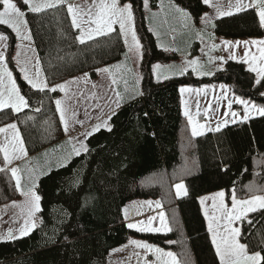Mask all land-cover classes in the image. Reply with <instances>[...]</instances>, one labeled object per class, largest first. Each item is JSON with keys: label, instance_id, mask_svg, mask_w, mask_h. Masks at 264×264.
Segmentation results:
<instances>
[{"label": "trees", "instance_id": "1", "mask_svg": "<svg viewBox=\"0 0 264 264\" xmlns=\"http://www.w3.org/2000/svg\"><path fill=\"white\" fill-rule=\"evenodd\" d=\"M25 12V20L48 86L81 74L96 79L98 71L122 59L125 44L114 28L81 44L66 3ZM145 0H119L132 8L140 41L142 82L140 94L125 100L100 128L85 140L86 151L69 157L38 178L41 197L35 228L27 235L0 241V264H107L109 252L141 239L172 251L177 264H219L200 205V198L224 191L226 203L235 196H264V114L193 137L184 114L180 86L230 85L234 95L264 109V79L259 84L243 62L226 60L211 76L192 72L155 81L152 66L177 57L158 48L143 10ZM157 8L160 0H148ZM198 21L207 11L204 0H170ZM2 5H0L1 10ZM213 32L225 38L264 37L254 9L220 16ZM8 37L7 62L27 107L0 110V127L14 123L29 155L62 142L64 131L55 99L60 92L33 89L12 63L15 37ZM177 33H181L177 30ZM193 41V40H192ZM198 44L192 53H197ZM4 159L0 152V164ZM183 181L188 195L175 198L171 185ZM19 191L8 169L0 171V205L15 201ZM159 200L168 225L166 232H138L127 226L123 208L132 200ZM240 243L264 258V210L240 222ZM264 264V259L261 260Z\"/></svg>", "mask_w": 264, "mask_h": 264}, {"label": "rangeland", "instance_id": "2", "mask_svg": "<svg viewBox=\"0 0 264 264\" xmlns=\"http://www.w3.org/2000/svg\"><path fill=\"white\" fill-rule=\"evenodd\" d=\"M251 1H254L257 4V6H260L259 11L264 10V0H235L232 1L231 3L228 0L227 2L225 0H223L222 2H220L219 0H211V4L213 6H209V4H207L208 6L207 11L199 18L198 21H195L187 10L179 6H176L170 0H160L157 8H152L148 0H147V7H145V1H144L143 10H144L147 26L154 34L158 48L162 50H166L168 52H175L177 54V57L175 59H172L168 62L154 63V65L157 64L160 65V68L157 69L156 72H153L154 65L152 66V75L154 80L163 81L172 77L181 76L188 71L192 72L196 78L211 76L214 72L221 70L223 68L226 60L243 62L247 66V68H250V66L251 67L264 66V60L260 59L259 48L257 45L251 43V41H253L252 39L225 38L223 36L216 35L212 29L214 20H216L220 16H225V14H227L228 12L232 13L237 11L238 4L246 5V2L250 4ZM13 2L17 4L18 8H20V10L24 13V16L22 18H19L22 22L18 23L17 25L20 31L19 36L17 35L16 31H14L11 27L5 25L6 27L9 28V30L12 32V34L15 37L13 53H12V63L15 66L16 71H18V73L22 77V79H24V75H25V72L22 71V69H24L27 72L28 76L33 79L37 78V71H38L39 72L38 79L40 81L46 82L40 66V62L39 64H37V61L39 60L34 45L32 43V40L23 38L25 36H30L27 23L24 22L26 21L25 12L20 7L17 1L13 0ZM105 2L110 4L112 0H105ZM33 3L34 4L52 3L54 6H56L60 3H65V0H59V2L58 0H33ZM81 3L82 2L78 0L76 3L71 4V6L74 7L75 5L80 4V6L85 10L84 12H82L83 15L86 16V19L84 20L85 23L86 21L89 20L90 17L94 18L96 16L98 12V5L100 3V0H97V3L93 1V5L90 0H88L86 3H82V4ZM118 5L123 7L124 5H129V3L119 4V0H118ZM26 7L28 11H30L27 5ZM177 8L183 10V12H186L188 14V17L183 18L181 14L176 11ZM2 10H3V6L1 7L0 11ZM218 11L223 12L225 14L218 15ZM205 17H207L210 23L206 24L204 22ZM117 24L119 26V23ZM81 27L84 28L85 31H87L89 27L94 28L95 25L94 24L90 25L89 23L86 22V24L81 25ZM132 27L134 28L133 21H132ZM177 30H180L181 33H177L176 36H174ZM79 34H80V29H79ZM121 35L125 44V36L122 33ZM0 36L5 37L4 39H0V53H3L5 57V64L7 66V69L8 71L11 72L12 80L15 82L16 87L19 89L17 81L15 79V75L7 62L6 55H7L8 37L6 34L2 32H0ZM261 39L264 40V37ZM127 40L128 43L125 44V51L128 54L125 53V55L122 57L121 60L103 67L105 69H108V71H105L106 75H109L112 78V80L113 79L116 80L115 84L112 83L113 89L117 93H119L120 90L124 92L123 97L125 99L121 100L122 102L137 97L140 94L141 82H142L141 45L139 50H137L132 44L130 34L128 35ZM245 42H248L247 46L245 45ZM195 43L198 44V48H197V53L194 54L192 53V50H193V45ZM253 50H254V54L252 55ZM255 55L259 56L258 61H256V59L253 60V57H255ZM192 61H196V63L193 64L191 63ZM252 72L254 73L257 79L258 78L257 73L254 71ZM77 77H80V75H78ZM3 79H4L3 95H5L6 92L9 95V92L12 87L11 82H9L7 76H4ZM26 83L28 82L26 81ZM105 85H107V83L102 75L100 77V81L97 84H92V83L88 84L80 81L77 82L76 84L69 85L70 86L69 92L65 96L61 97L60 100L61 106L70 116H72L71 111L73 108L74 96L76 94H81L86 97L85 100L86 103H89L93 109L99 107L104 103L105 99L109 95V93L103 90L102 88ZM47 87L52 88V86H48V84ZM181 88L189 89V91H185L184 93H181L180 91L183 112L185 113V111H187L198 126L199 125L203 126L202 130L204 134L207 132H216L215 129L217 128V126H219L221 130L225 126L240 122H246L251 118L262 115L261 112L259 111L260 109H263L262 107L256 105L250 100L234 95L231 91L230 85L228 84L212 83L205 86H192L186 84L180 86L179 90ZM225 88L227 90H225ZM239 100L244 101V103L237 102ZM10 104L11 102L6 104V107H8ZM229 104H231V108H229ZM92 108H90L91 113L88 116L83 117L82 118L83 120L89 118L90 116L91 119L97 116V114L93 111ZM233 113H235V115H233ZM245 117L247 118L245 119ZM190 126L192 127L191 124ZM102 127L105 129L110 128L109 124L107 123L100 125L98 128H102ZM93 130L94 129H92L90 132L92 133L95 132ZM85 148H86L85 141L81 142V147L79 151L82 150L85 152L84 150ZM64 151H68V150L65 149ZM40 157L45 158V156L40 155L30 161H26V162L21 161L19 164L22 165L17 168H19L20 171L24 173L25 171L24 168L26 165H29L32 168L37 164H41L42 158ZM53 158L59 160L58 161L59 166L65 165L66 162L69 160L66 159L64 154L61 153L58 154V158H56V154L53 156ZM32 169L35 170V172H38L36 168L33 167ZM48 171L49 170H47L46 173ZM33 172L34 171H31V173ZM28 174L30 173L27 172V175ZM31 181L32 183L34 182V185L36 184L35 177ZM180 183L184 184V182L181 181L171 185V190L176 199L183 197V196L178 197L176 193L175 185ZM21 188L23 191L27 190L23 185H21ZM35 188L36 185L33 189V191H35L36 193ZM217 192L207 194L203 198L206 197L208 198L207 210L211 211L212 215L214 214L220 216V213L212 208L213 202L211 200V197L214 196ZM255 196H259V195H254L246 199H240L237 197L236 198L238 200H249ZM20 197L21 194L19 192V198ZM15 201L0 205V207H2L4 215L8 213L12 218L13 216L12 214H14L16 208L14 204ZM209 201L211 203H209ZM216 203L217 205H219L220 203L219 200H217ZM228 204L226 203V199L224 197V206L227 209L231 210V204L230 205ZM29 207L30 205L21 208L24 209L25 211H28ZM260 210H264V208H257L256 211H260ZM256 211L247 212L245 215L241 217L240 220L234 221L232 226L238 228L240 231L241 220L247 219L251 213ZM161 213H163V217H164L163 221L161 220ZM123 217L127 226L129 224L140 225V222H143V225L140 226L147 227L148 221L151 220L152 221L151 227L154 229H160V231H138L134 228H131L138 232L160 233V232H166L168 230L164 209L160 204L159 200H153V199L132 200L128 202L123 208ZM206 219L208 220V218ZM37 220H38V216H36L33 219V223H36ZM222 223H226V221H223ZM31 224L32 221L30 220L29 225ZM21 228L22 225L20 219H16L15 221L11 220L8 228L6 227L3 229L0 226V241L13 240L24 236L21 235L20 233ZM9 233H11V237L9 236ZM237 240L240 243L239 236L237 237ZM131 241L146 243L150 246V248L144 249L141 247H137L135 244L131 243ZM155 249H160V252H156ZM169 252L173 254L172 257L161 255V253H169ZM247 253L248 255H253V253H249V252ZM110 255L111 256L110 258H108L107 264H160L161 262L159 259H163L165 264H177L178 262L175 254L172 251L164 250L156 245L147 243L138 238H132L127 244L121 246V248L112 251Z\"/></svg>", "mask_w": 264, "mask_h": 264}, {"label": "snow or ice", "instance_id": "3", "mask_svg": "<svg viewBox=\"0 0 264 264\" xmlns=\"http://www.w3.org/2000/svg\"><path fill=\"white\" fill-rule=\"evenodd\" d=\"M22 2L29 7V10L38 13L41 12L44 8L53 7L54 5L52 3H44V4H34L33 0H22ZM59 2V0H58ZM205 4H209V6H213L211 4V0H204ZM0 5L3 6V10L0 11V24L8 25L11 27L14 31H16L17 35H20V31L18 28V23L22 22L19 18H22L24 16V13L18 8L17 4L13 2V0H0ZM145 7H147V0H145ZM247 7L243 4H238L237 11H239L241 8ZM177 12L181 14L183 18H187L188 14L186 12H183V10L177 8ZM68 12L72 16V25L74 28L80 29V34L76 37V39L81 43L84 44L86 41L93 40L97 36L101 35H107L110 33L113 28L114 23H119L120 26V32L125 36V44L128 43L127 37L130 34L131 40L133 46L139 50L140 43L136 36L135 30L132 27V21H133V15H132V8L131 5H124L123 7L118 5V0H112V2L106 3L105 0H100V3L98 5V12L94 18H89L87 23L90 25L94 24L95 27H89L87 31H85L84 28L81 27V23L78 21L79 12L77 9L73 8L72 6L68 7ZM225 13L219 12L218 15H224ZM231 14V13H227ZM259 22L262 27H264V10L259 11ZM26 23V21H24ZM204 22L210 23V21L207 19V17L204 18ZM127 25V27H126ZM5 37L0 36V39H4ZM24 39H31L30 36L23 37ZM248 42H245V45L247 46ZM251 43L256 44L260 51V59L264 60V40L259 41H252ZM256 58L253 57V60ZM191 63L195 64L196 61H192ZM37 64H39V61H37ZM160 68V65H154L153 66V72H156L157 69ZM22 71L25 72L24 79L29 83V85L33 89H37L39 91H44L45 88H47L46 82L40 81L38 79L39 72L37 71V78L33 79L30 78L27 74V72L22 69ZM103 71H108V69H104ZM249 71H254L257 73V80L256 83L259 84L261 82V79H264V66L259 67H251L249 68ZM87 75V74H86ZM7 76L9 82H11V90L9 92L8 98H5L3 93L0 92V110H2L6 104L11 102L12 107L19 111L23 107H27V101L24 96L20 95L19 89L16 87L15 82L12 80V74L10 71H8L7 66L5 64V57L3 53H0V84L3 83V77ZM167 78V77H165ZM113 84L116 83V80L113 79ZM60 90L63 91L65 88V85L59 86ZM52 92L57 91L56 87H52L49 89ZM181 93H184L185 91H189V89L181 88ZM117 96L119 97V93H117ZM239 103H244V101L239 100L237 101ZM57 106V111L61 113V122L65 125V132L67 133V123L64 119V113L61 110V101L56 100L55 101ZM229 108H231V104H229ZM261 114H264V109L259 110ZM189 118V123L192 125L191 127V134L193 137L203 135V126L197 125L195 121L192 119V117L189 115L187 111L184 113ZM235 115V113H233ZM247 117H245L246 119ZM227 123V122H225ZM13 130V137L12 142L10 146H3L0 147V152L3 153V159L5 164H10L12 162V159H20L23 155H26L25 149L23 147V141L20 137V134L16 128L15 124H11L8 126ZM99 126H97L98 128ZM97 129H94L95 131ZM110 130V129H108ZM216 131L220 130V127L217 126L215 129ZM7 131L5 128H0V133ZM10 150L11 152H19L20 155L16 156H10ZM87 150L86 148L84 149ZM77 155H79V151L76 152ZM0 171H5V168H0ZM11 174L16 182V189L20 192L21 195L28 198L29 202V209H28V216L29 218L34 215L35 212H39L41 210L39 201L41 200V197L33 191L32 187L28 188V191L25 192L21 188V176L18 175V172L20 171L19 168H12L10 169ZM34 186V182H33ZM177 196H186L188 195V192L185 188V185L183 183L175 185ZM224 197L225 192L220 191L217 192L214 196L211 197L212 200V208L220 213V216L217 215H211L209 216V213L207 210H205V216L208 218V231L212 234V243L215 247V251L217 256L219 257L220 264H261V260L264 259L261 257L260 253H255L253 255H248L246 251V246L239 243L237 240V237L240 235V231L238 228H235L232 226L233 222L236 220H240L243 215H245L247 212L256 211L257 208H264V196H255L252 199L249 200H238L235 196V193L233 191L232 197H231V210L227 209L224 206ZM206 198H202L200 203L203 205ZM219 200V205H217L216 201ZM159 206V205H157ZM163 213H161V220L163 221ZM223 221H226V223H222ZM151 220L148 221L147 227H142L140 225H143V222H140V225L138 224H129V228H134L138 231H160V229H154L151 227ZM35 223L31 224V227H29V221L25 220L24 227L20 229L21 235H27L32 228H35ZM222 229V231H221ZM9 236L11 237V233H9ZM131 243L135 244L137 247H141L144 249H149L150 246L146 243H140L137 241H131ZM156 252H160V249H155ZM161 255H166L169 257H172V253H161ZM174 260V257H173Z\"/></svg>", "mask_w": 264, "mask_h": 264}, {"label": "crops", "instance_id": "4", "mask_svg": "<svg viewBox=\"0 0 264 264\" xmlns=\"http://www.w3.org/2000/svg\"><path fill=\"white\" fill-rule=\"evenodd\" d=\"M77 1L78 0H65V3L69 7V6H71V4L76 3ZM80 1L82 3H86L88 0H80ZM90 1L92 2V5H93V1L97 3V0H90ZM219 1L222 2L223 0H219ZM225 1L227 2V0H225ZM228 1L231 3L232 1H235V0H228ZM246 6L247 7H245V8L243 7L239 11L232 12L231 14L237 13V12H240V11H243L246 9H254L256 11L258 19H259L258 13H259V7L260 6H257V4L254 1H251L250 4L248 2H246ZM73 8L77 9L79 12L78 21L81 23V25H85L87 22L86 21L84 23L86 16H84L82 13L85 10L80 6V4L75 5ZM225 15H229V14H225ZM71 18H72V16H71ZM112 27H115L120 31L117 23H114ZM261 38H263V37H261ZM261 38H250V39H252L253 41H259V40H262ZM126 54H128V53L126 52ZM253 54H254V50L252 51V55ZM255 58H256V61L259 60L258 55H255ZM104 69L105 68H103V67L99 69L98 76L96 79L91 80L89 75L86 73L87 75L81 74L80 77L76 76V78H70V79H67L65 81H62V82L52 86V87H56L57 90L60 92L59 96L55 99V101L61 100V97L65 96L69 92V88H70L69 85L76 84L77 82H80V81H82L84 83H88V84L89 83L97 84L100 81V77L102 75L104 77L106 83H107V85L103 86L102 88H103V90H105L106 92L109 93V95L105 99L104 103L102 105H100L99 107H96L94 109L90 106L89 103H86V101H85L86 97L84 95L76 94L74 96V103H73V108L71 111L72 116H70L65 111V109L62 106H60L61 110L64 113V119L67 123V133H66L65 132V125L61 122L64 134H65V137L62 140V142L42 151L41 153L35 154V155H29L27 153L24 145H23L25 152H26V155H23L22 158H20V159H12V162L10 164L6 165L5 162L3 165L0 164V168H6V169L10 170L12 168L20 167L22 165V164H19L21 161L26 162V161L33 160L34 158H36L37 156H40V155L45 156L46 159L44 157H40V158H42L41 164H37V165L33 166L34 168H36V170L38 172H35V170L32 169L33 167L31 168L29 165L25 166L24 173L21 171L18 172V175L21 176V185H23L27 189L25 192L28 191L29 187H33V189H34L35 185L37 184L38 178L40 176H42L43 174H45L47 170H50L56 166H59V164H58L59 160L53 158V156L55 154H56V158H58L59 153L64 154L66 159L75 155L76 152L79 151V149L81 147V142H84L86 140V138L92 133L90 131L92 129H97V130L100 129V128H97V126H100V125L106 123L107 119L112 115V113L114 111H116L121 106V104L123 103L121 100L125 99L123 97L124 92L122 90H120L119 91V97L117 96V92L113 89V85H112L113 80L109 75H106L105 71H103ZM3 84H4V79H3V83L0 84V92H2L4 94ZM60 85H65V88L63 91L60 90V88H59ZM225 90H227V89L225 88ZM8 96L9 95L6 92L4 97L8 98ZM9 106L11 108H13L11 104ZM56 108H57V106H56ZM90 108L93 109V111L97 114V116L93 119H91V116H90L89 118L83 120L82 119L83 117L88 116L91 113ZM58 113H59V117H61V113L59 111H58ZM60 120H61V118H60ZM11 124H14V123H11ZM11 124H7V125L0 127V128L7 129V131L0 133V147L10 146V144L12 142L13 130L8 127ZM16 128H17V126H16ZM17 130H18V128H17ZM18 132H19V130H18ZM65 149H67L68 151H64ZM80 152H82V150H80L79 153ZM16 155H20V153L19 152L13 153L10 150V156H16ZM2 156H3V153H2ZM46 160H47V162H46ZM31 171H34V172L31 173ZM27 172L30 174L27 175ZM34 177H35L36 184L33 186V183L31 180ZM203 197L204 196H202L199 200L201 201V199ZM209 203H211V202L209 201ZM10 204H12V203H10ZM14 204H15L16 208H15L14 214H12L13 215L12 218L10 217V215L8 213H6L4 215L2 207H0V226L3 229L6 227L7 228L9 227L11 220L15 221L16 219H20L22 227H24L25 220H28V221L31 220L33 223V219L36 216H38V213L40 212V211L35 212L34 215L29 218L28 211H25L24 209L21 208V207H25V206L29 205L28 198L23 196V195H21V197L17 201H15ZM230 204H228V205H230ZM7 205H9V204H7ZM7 205H5V206H7ZM200 205H201L202 212H203V215H204V218L206 221V226L208 229V222L209 221L206 219V216H205V210H207V207H208L207 199H205V202L203 205L201 203H200ZM207 211L209 214L211 213V211H209V210H207ZM35 214H37V215H35ZM211 215H212V213L210 214V216ZM29 227H31V225H29ZM33 229L34 228H32V230ZM210 236L212 239L211 233H210ZM119 248H121V247H118L116 249H119ZM214 249H215V247H214ZM114 250H112V251H114ZM112 251H110L108 258H110V256H111L110 254ZM159 260L161 262L160 264H165L163 259H159ZM119 262H120V259H119Z\"/></svg>", "mask_w": 264, "mask_h": 264}]
</instances>
